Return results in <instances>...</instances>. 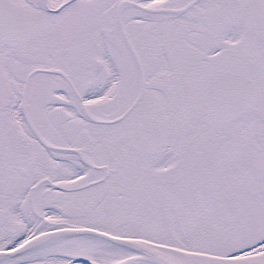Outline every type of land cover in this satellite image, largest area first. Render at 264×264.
Here are the masks:
<instances>
[{
	"label": "snow or ice",
	"instance_id": "1",
	"mask_svg": "<svg viewBox=\"0 0 264 264\" xmlns=\"http://www.w3.org/2000/svg\"><path fill=\"white\" fill-rule=\"evenodd\" d=\"M0 264H264V0H0Z\"/></svg>",
	"mask_w": 264,
	"mask_h": 264
}]
</instances>
